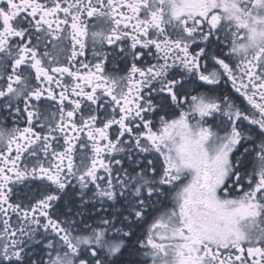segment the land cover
<instances>
[{"label": "snow or ice", "instance_id": "obj_1", "mask_svg": "<svg viewBox=\"0 0 264 264\" xmlns=\"http://www.w3.org/2000/svg\"><path fill=\"white\" fill-rule=\"evenodd\" d=\"M0 264H264V0H0Z\"/></svg>", "mask_w": 264, "mask_h": 264}, {"label": "trees", "instance_id": "obj_2", "mask_svg": "<svg viewBox=\"0 0 264 264\" xmlns=\"http://www.w3.org/2000/svg\"><path fill=\"white\" fill-rule=\"evenodd\" d=\"M121 259L126 261V260L130 259V257L129 256H123V257H121Z\"/></svg>", "mask_w": 264, "mask_h": 264}, {"label": "flooded vegetation", "instance_id": "obj_3", "mask_svg": "<svg viewBox=\"0 0 264 264\" xmlns=\"http://www.w3.org/2000/svg\"><path fill=\"white\" fill-rule=\"evenodd\" d=\"M237 102L239 103L240 100H238ZM124 256H129L127 250L125 251Z\"/></svg>", "mask_w": 264, "mask_h": 264}]
</instances>
